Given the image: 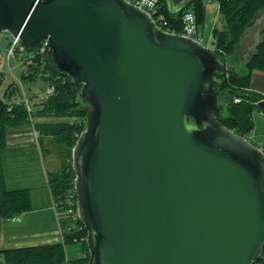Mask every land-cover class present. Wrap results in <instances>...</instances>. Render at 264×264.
I'll return each mask as SVG.
<instances>
[{
	"label": "water",
	"instance_id": "obj_1",
	"mask_svg": "<svg viewBox=\"0 0 264 264\" xmlns=\"http://www.w3.org/2000/svg\"><path fill=\"white\" fill-rule=\"evenodd\" d=\"M192 0H165L177 14ZM264 9L232 57L155 27L125 0H0V33L47 62L87 108L72 148L88 264H254L264 151L223 125L217 76L258 53ZM264 112V100L247 89Z\"/></svg>",
	"mask_w": 264,
	"mask_h": 264
},
{
	"label": "trees",
	"instance_id": "obj_2",
	"mask_svg": "<svg viewBox=\"0 0 264 264\" xmlns=\"http://www.w3.org/2000/svg\"><path fill=\"white\" fill-rule=\"evenodd\" d=\"M181 0H176L180 2ZM215 1L218 3V13L221 24H216L212 29L213 44L216 52L230 58L234 53L245 26L253 19L256 13L264 9V0H192L182 11L171 14L165 0H160L161 12L177 34L183 30L182 18L186 13H193L196 17L199 30L204 29L207 21V4ZM263 38L258 46L257 55L244 65V70L239 73H227L217 76L216 87L220 92H225L231 97V102L226 115L220 122L235 133L247 138L255 129L253 115L261 110L256 100L248 96L245 91L250 89L251 76L254 70L264 72V30ZM22 83H27L30 98L33 99L34 85L39 81L47 85H54L56 92L47 101L39 102L41 109L33 112L32 117H48L57 121L35 123V128L41 135L55 139L61 156V168L57 171L47 172V185L51 198L61 202L66 193L74 190L75 173L72 168V148L84 130V119L87 108L80 105L77 94L81 85H72L66 77L56 74L48 65L47 58L36 56L33 63L26 66L21 73ZM43 88V89H44ZM35 96H37L35 94ZM19 87H14L13 81L4 87L0 94V218L9 220L31 209V196L29 189L9 190L6 187L2 159L7 148V133L12 128H21L30 124L29 113L23 103ZM241 98L240 102H235ZM261 99L262 96L259 95ZM14 107L7 110V102ZM33 106H35L33 104ZM79 117L83 123L71 122V117ZM81 231H71L64 234V243L49 244L36 247L19 248L3 251L5 264H88L89 251L86 245L87 232L84 225ZM77 239L82 244L86 258L79 257L68 260L65 247ZM264 248L260 258L254 264H264Z\"/></svg>",
	"mask_w": 264,
	"mask_h": 264
},
{
	"label": "crops",
	"instance_id": "obj_3",
	"mask_svg": "<svg viewBox=\"0 0 264 264\" xmlns=\"http://www.w3.org/2000/svg\"><path fill=\"white\" fill-rule=\"evenodd\" d=\"M212 9L213 10H211V12L217 13L218 5L212 7ZM211 22H214V20H211ZM254 72L264 75V72L260 70H254L252 72L250 90L258 93L259 95H264V90L252 87ZM43 90L44 89L32 91V96L35 97L32 99V104L35 105H32L33 112L41 109L40 104H38L39 101L37 100V96ZM35 94L37 96H35ZM260 111L261 110H257L253 115L255 129L251 133L250 138L254 141L255 145L263 147L264 131H258L256 127V115H258L264 122V119L260 115ZM53 121L57 120L48 117H34L35 123ZM49 142L54 143L56 147L55 139L50 136L40 134L39 140L36 142L33 139L30 128L26 125L21 128H12L7 133V148L2 159L6 187L9 190L29 189L31 196V209L9 220L0 218V264H5L3 254V251L5 250L61 243L59 226L52 208L51 194L47 185V172L44 174V177L43 175L41 177L38 169V159H41V157L45 158V155H50L48 146ZM21 161L26 164L25 167L28 176L26 175L25 178H31V182L29 184L22 183L20 178L23 179V177L17 176L18 173L16 172L23 174L20 167L16 169L14 168L16 172H12V169H6L7 163L14 166L16 163L19 164ZM68 225L69 222H66L63 226L61 225V227L66 228ZM77 253L79 252H75L72 255L77 256ZM67 259L73 260L69 257H67Z\"/></svg>",
	"mask_w": 264,
	"mask_h": 264
},
{
	"label": "built area",
	"instance_id": "obj_4",
	"mask_svg": "<svg viewBox=\"0 0 264 264\" xmlns=\"http://www.w3.org/2000/svg\"><path fill=\"white\" fill-rule=\"evenodd\" d=\"M138 9L144 11L149 15L151 18L153 24L155 27L163 32L171 33V34H177L175 31L171 28L169 25V22L165 18V16L161 12V5L160 0H125ZM183 23V30L182 33L179 35L185 36L189 39H191L193 42L203 46V37L200 34V30L197 24L196 17L193 13H186L182 18ZM204 47V46H203ZM206 48V47H205ZM208 50L216 51V48L212 42V46L207 47ZM17 51L25 52L18 48V41L17 39H14L13 37L10 40L9 47L5 51V57L7 60V63L9 65L10 70L12 71V68L10 66L11 59L16 58ZM48 51V41L45 40L41 47L33 52H28V54L24 57L23 60V70L26 68V66L33 63V60L36 56H40L42 59L47 56ZM1 72L3 71L0 69ZM22 70V71H23ZM14 87H21L22 89V81L21 79L14 76L13 79ZM56 92L54 85H47L44 90L37 96V100L39 102L47 101L50 97H52ZM262 98L260 100H264V95H261ZM32 99H30L29 95L26 94L23 91L22 99L19 103H23L29 113V121L30 124L33 126L35 131V137L38 138L39 133L38 130L35 128V122L32 115L33 111V104ZM241 98H236L235 102H240ZM7 102V110L12 111L14 105L11 102ZM260 115L264 119V112L261 110ZM71 122L80 124L83 123V121L77 117L73 116L71 117ZM259 147V146H258ZM264 151V146L260 147ZM52 208L55 213V217L57 219V223L59 226V235L61 239V243H64V234L71 231H81L83 227L78 223V216H77V197L74 190H71L66 193L64 199L61 202L55 201L52 199ZM62 219H69V225L66 228L61 227V220ZM75 242L78 241L77 239L74 240ZM264 248V246H263ZM263 252V249H262ZM264 256V255H263ZM80 257L86 258V253L83 252ZM260 264V263H259Z\"/></svg>",
	"mask_w": 264,
	"mask_h": 264
},
{
	"label": "rangeland",
	"instance_id": "obj_5",
	"mask_svg": "<svg viewBox=\"0 0 264 264\" xmlns=\"http://www.w3.org/2000/svg\"><path fill=\"white\" fill-rule=\"evenodd\" d=\"M217 5H218V3L215 1L209 2L207 4L206 26L204 29L200 30V34L203 37V46L206 48L212 46V41H213L212 28L216 24H218V25L221 24V17L219 15V13L218 12L217 13L211 12V10H213L212 7H215ZM211 20H214V22H211ZM11 38H12V36L7 32L0 33V69L3 70L2 72L0 70V94L1 95L3 93L4 87H6L8 85V83L13 81L14 76L21 79V73L23 70V60H24V57L28 54V52L17 51L16 58L11 59V61H10V66L12 68V71H11L9 68V65L7 63L6 57H5V55H6L5 51L9 47V43H10ZM259 75H263V74H258L257 72H254V76L252 78V87H257V88H260L261 90H264V75L263 76H259ZM250 86H251V83H250ZM43 88H44V84L38 81L34 85L33 90L38 91V90H42ZM29 89L30 88H29V85L27 83H22V89L20 87V92L23 94V91H24L30 97V90ZM21 99H22V97H21ZM256 123H257V125H256L257 130L258 131H264V122L258 115H256ZM26 126H28L30 128L32 135H33V139L36 142H38L39 136H40L39 131H38L39 136H38V138H36L33 126L31 124H28ZM250 137H251V135L249 137H247V139L250 142L254 143V141ZM48 146H49V154L50 155H45V158L41 157V159H38V169H39V172L41 174V177H42V175L44 177V174L48 171L51 172V171H55V170H58L61 168L62 159L60 156L59 147L57 146V144L55 147V144L52 142H49ZM55 153H56V155H55ZM22 162L23 161H21L19 164L16 163L14 166L7 163L6 169L7 170L12 169V172H16L15 169L20 167L23 174L16 172V173H18L17 176L23 177V179L20 178L22 183L29 184L31 182V180H30L31 178H28V177L25 178L27 175V171H26V167H25L26 164L22 163ZM17 176H14V177H17ZM68 221H69V219H62L61 225L63 226ZM65 250H66L67 257H69L71 259L79 258L81 256L82 252L84 251L82 244L78 243V242L68 243L65 247ZM75 252H79V253H77L78 254L77 256L72 255Z\"/></svg>",
	"mask_w": 264,
	"mask_h": 264
}]
</instances>
